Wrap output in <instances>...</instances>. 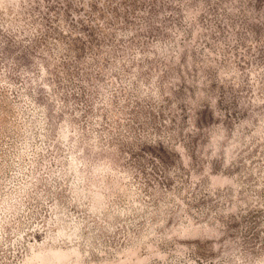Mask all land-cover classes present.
Here are the masks:
<instances>
[{"label": "rangeland", "instance_id": "1", "mask_svg": "<svg viewBox=\"0 0 264 264\" xmlns=\"http://www.w3.org/2000/svg\"><path fill=\"white\" fill-rule=\"evenodd\" d=\"M0 264H264V0H0Z\"/></svg>", "mask_w": 264, "mask_h": 264}]
</instances>
